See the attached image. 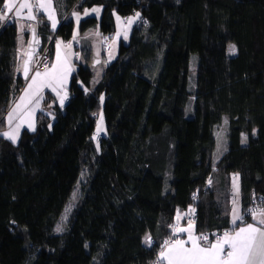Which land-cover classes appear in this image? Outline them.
<instances>
[{"label": "trees", "instance_id": "trees-1", "mask_svg": "<svg viewBox=\"0 0 264 264\" xmlns=\"http://www.w3.org/2000/svg\"><path fill=\"white\" fill-rule=\"evenodd\" d=\"M58 2L65 16L57 31L42 12L36 21L52 57L56 38L74 36L73 11L102 6L100 18L79 27H99L111 41L118 15L139 17L104 65L94 66L92 44H82L68 99L48 98L36 129L17 142L0 137V264H153L181 212L194 209L197 232L232 228L235 175L250 220L253 195L264 197V0ZM24 54L7 12L0 130L27 82ZM78 164L87 171L83 194L60 228L64 185Z\"/></svg>", "mask_w": 264, "mask_h": 264}, {"label": "crops", "instance_id": "crops-1", "mask_svg": "<svg viewBox=\"0 0 264 264\" xmlns=\"http://www.w3.org/2000/svg\"><path fill=\"white\" fill-rule=\"evenodd\" d=\"M24 2H27L33 5L32 14L35 16V19L27 18V15H28L27 9L20 10V14L17 15L16 10L19 8V5ZM45 2H50L51 4V8L48 11H45L43 9H38L36 7L38 0H13L14 17L16 18L19 24V30H20V52L21 53L26 52L25 47L28 43V41H26V38H27L26 34L28 30L31 29L32 24L36 23L38 11L45 14L48 19H49V12H51V15L55 19V28H53V21L50 19L49 20L52 24V28L56 31L59 29V27L61 26L63 22L64 16H65L64 15L65 4L58 2V0H45ZM93 9H98L99 11L94 12ZM102 11H103V7L99 5L91 7V8H86L81 13H78V15L80 16L79 23H77L76 16L74 15L76 11H73L72 14L75 20L74 36L70 40H64L58 37L55 39V42H54L52 62L47 68V70H49L51 73L52 66L56 65V73L54 75L50 74V76L48 77L38 78V80H45V81L50 82L52 86L43 87L39 92L36 91L35 86H33V88L30 89L28 85L32 82L31 77L35 75L36 72L32 73L31 76L27 79L26 85L24 86V88L22 89V92L20 93V95L18 96L14 104L12 105L10 111L6 114L5 116L6 125L4 126L2 130H0V137L3 136V133L5 132L13 133L17 136V139L15 141L17 142L21 138L22 132L25 128H28L31 130L36 129L37 124H38L39 114L41 112H45V113L49 112L48 107L51 105V103L46 104V102L48 101V98L53 97V98H57L61 100V97H63L66 94V92H63V90L61 89L62 83L57 82L55 78L56 76H59L60 74H65L67 77V74H69V72H71L70 74L73 75L75 71L76 60L77 58L80 59V57L82 56V50H81L82 44L88 45L89 43H91L94 56H95V51L97 49L100 50L101 46H103L105 49V52L103 55L106 58L105 64L117 58L120 48L118 50L117 38L114 37L115 33L113 35L110 45L105 46L104 35L99 27H94L84 33L81 32L80 27H79L80 21L84 17L95 15L98 18H100L102 15ZM85 12H87L88 15H85L84 14ZM138 17L139 16H137V18L134 19V21H131V23H129L130 21L129 17L126 19L125 21L126 31L123 33L122 37L120 38L121 41L125 39L124 38L125 34L127 35V38H129L132 32L133 26L136 20L138 19ZM117 19H118V16H117ZM100 65H102V63H100L99 66ZM67 82H70L69 77L68 79H66V81H64V84ZM21 97H23L24 99L21 100ZM17 105H19V107H17ZM14 109H15V112H13ZM10 112L13 113V119L11 123L8 120V115ZM17 125H19L18 129H17ZM259 210H264V207ZM240 214L244 215V208L242 209V212H240ZM231 219H232V216H231ZM249 223H256V222L252 218L248 221H237L235 225L232 223V228L228 230V232L234 234V232L238 231L240 227H245ZM190 224L192 226V235L198 237L199 232L196 231L195 221L192 220L191 218H188L186 213L181 212V218L177 219L176 223L173 224V226L187 228ZM179 234L180 236L177 239L186 241L187 243L185 244V247H191V243L188 241L189 233L181 232ZM198 242L201 244V246H207V244H204L200 240ZM161 250L159 251L157 255L158 257L157 260L153 264H158V261H159V264H167V260H160Z\"/></svg>", "mask_w": 264, "mask_h": 264}, {"label": "snow or ice", "instance_id": "snow-or-ice-1", "mask_svg": "<svg viewBox=\"0 0 264 264\" xmlns=\"http://www.w3.org/2000/svg\"><path fill=\"white\" fill-rule=\"evenodd\" d=\"M5 2V15H0V20L4 19L7 12L13 11V0H4ZM38 9H43L48 11L51 8L50 2H45V0H38L36 4ZM28 10V19H35V16L32 14L33 5L27 2L21 3L19 8L16 10L17 15L20 14V10ZM94 12H98V9H93ZM88 15L87 12L84 13ZM76 21L79 23L80 16L75 14ZM49 19L53 21V28H55V19L49 12ZM131 23V21H129ZM34 32V30H33ZM125 39L127 35L125 34ZM230 51L235 52V46H230ZM59 58V57H58ZM28 63H25L24 72L27 76L29 72ZM56 73V65L52 66L51 73L49 70L41 73L37 71L35 75L31 77V83L28 87L31 89L35 86L36 91L39 92L43 87H51V83L45 80H38L39 77H48ZM55 90V89H53ZM66 96L61 97V106L63 105L64 99ZM24 98L21 97V100ZM19 107V105H17ZM15 112V109L13 110ZM13 119V113L10 112L8 115V120L11 123ZM19 125H17V129ZM98 127V131H99ZM5 137H8L13 142L16 141L17 136L13 133L5 132L3 133ZM243 135V134H242ZM247 137L244 136V140ZM242 140V143L244 142ZM238 177H234L233 186L238 193V185L236 180ZM67 211V209H66ZM194 211V209L192 210ZM252 216V219L256 223H249L245 227H240L238 231H235L234 234L226 231L220 237H218L215 242L208 243V237L205 236H194L192 235V226L191 224L187 228L183 227H174V233L186 232L189 233L188 241L191 243V247H185L186 241L174 239L166 240L164 242V248L160 252V260H167V264H264V210H249ZM179 219V216L177 217ZM237 221H243V215L240 214L239 207L236 200H233L232 208V223L235 225ZM57 231H61L58 227ZM199 240L205 241L207 246H201L198 242ZM145 242L148 244L152 243L150 237H145ZM159 264V261H158Z\"/></svg>", "mask_w": 264, "mask_h": 264}, {"label": "rangeland", "instance_id": "rangeland-1", "mask_svg": "<svg viewBox=\"0 0 264 264\" xmlns=\"http://www.w3.org/2000/svg\"><path fill=\"white\" fill-rule=\"evenodd\" d=\"M78 13H81V11L75 12V14H78ZM137 16H139V13H135V14H132L131 16H129L130 21H134V19H136ZM125 21H126V19L123 16L118 15L117 28H116V32H115V36H114L117 38L118 50H119L120 45H121V39L120 38L122 37L123 33L126 31ZM104 41H105V37H104ZM233 45L235 46V49H236L235 43L230 44V46H233ZM105 46H106V44H105ZM230 46H229V49H230ZM25 48H27V45ZM104 52H105V49L103 46H101L100 50L97 49L95 51V56L93 59L94 66L99 67L100 63H102V65L105 64L106 58L103 55ZM231 53H233V52H231ZM196 57H197V54L194 55V60ZM194 60H193V65H192V68H193L192 72L193 73L196 72V70H197V67L195 66ZM100 68H103V67H100ZM155 69H156V64H153L151 66V72L153 73L155 71ZM70 73L71 72H69V74H67V77L65 74H60L59 76H56V78H55L57 82L62 83L61 89L63 90V92H66V93L69 92L68 87H69V84H70L71 78H72V74H70ZM68 77H69L70 82H67L64 84V81H66V79H68ZM191 80H193V75L191 76ZM227 120H228V118L226 117L224 122L222 123V125L220 127H218V130H217V134H218L219 142H220L221 146L224 144V141L226 138V133L228 130ZM98 127L100 129L99 131H105V129H106L105 119H104L103 115H100V117L98 119L97 128ZM86 173H87V171L84 169V167L81 164H78L74 168V170L72 171L70 179L64 185L63 196H64V206L65 207H64V211H63L62 217L60 219V223H59L60 228L64 227L66 225L73 209L75 208L76 204L78 203V201L80 200V198L83 194V188H84V184L86 182ZM235 177H238V179L236 180V184L238 185L239 190L237 193L235 188H234L233 200L234 199L236 200L237 205L239 207V210H240V212H242L243 202H242V196H241L240 176L235 175ZM66 209H67V211H66ZM178 216H179V218H181V213H179Z\"/></svg>", "mask_w": 264, "mask_h": 264}, {"label": "built area", "instance_id": "built-area-1", "mask_svg": "<svg viewBox=\"0 0 264 264\" xmlns=\"http://www.w3.org/2000/svg\"><path fill=\"white\" fill-rule=\"evenodd\" d=\"M12 18V14H10L8 16V20ZM111 43V38L109 35H107L105 37V44L106 46H109ZM51 57H52V54H51V47H50V44H46V45H43L42 43H40L38 41L37 43V48H36V52H35V55H34V60H33V72H44L46 70V66L47 68L49 67V65L51 64ZM66 96L67 98L65 100L68 99V96L67 95H64ZM264 207V197L263 198H258V196L256 194L253 195V203L252 205H250V210H259V209H262ZM244 216H245V213H244ZM244 216H243V219H244ZM188 218H191L192 220H194V211H191L189 213V217ZM228 231V230H226ZM224 230H221V231H216L215 233H211L209 231H204V232H199L198 233V237L200 236H207L208 237V243H212V242H215V240L222 236L224 234V232H226ZM178 234V236H177ZM179 237V233H175L173 236H169L166 240H174V239H177ZM201 242H203L204 244L205 241L203 240H200Z\"/></svg>", "mask_w": 264, "mask_h": 264}, {"label": "water", "instance_id": "water-1", "mask_svg": "<svg viewBox=\"0 0 264 264\" xmlns=\"http://www.w3.org/2000/svg\"><path fill=\"white\" fill-rule=\"evenodd\" d=\"M38 37H39L38 24L34 23L32 24V27L30 29V36L28 39V44H27V48H26V52H25L23 64H22L21 75L24 79H28L33 72V60H34V55H35L36 48H37ZM26 62L28 63V66L30 69L29 72L27 73V76L25 75V72H24V66Z\"/></svg>", "mask_w": 264, "mask_h": 264}]
</instances>
